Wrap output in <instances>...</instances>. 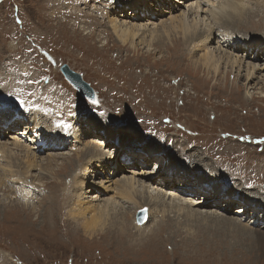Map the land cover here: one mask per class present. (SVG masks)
<instances>
[{
    "label": "rangeland",
    "instance_id": "374dc122",
    "mask_svg": "<svg viewBox=\"0 0 264 264\" xmlns=\"http://www.w3.org/2000/svg\"><path fill=\"white\" fill-rule=\"evenodd\" d=\"M139 1L0 0V115L16 117L21 122L1 133V142L21 138V126L25 118L29 122L32 111L42 124L48 121L55 128L59 124L58 131L70 136L62 147L34 146L38 166L25 175L20 168H24V153L10 148L18 157L12 156V161L9 158L14 161L11 170L18 172L13 174L2 168L6 172L5 182L0 179V264H264L256 237L242 235L240 226L228 229L214 222L222 224L227 216L232 221L240 218L242 213L233 210L243 203L239 197L243 192L256 193L264 210V68L263 58L258 59L261 53L256 57L257 53L247 51L246 57L238 49L224 47L221 50L225 49L227 55H237V64L240 58L245 63L239 68L236 63L228 64L227 69L222 67L215 74L197 64L193 70L192 63L203 52L198 44L185 41L178 29L165 28L166 32L160 33L161 25L170 24V17L186 11L191 0H167L159 12L150 5L152 0ZM142 2L152 8L146 13L148 16L141 13L135 18L129 6L119 9L122 3L140 7ZM170 2L172 8H168ZM122 10L126 11L124 15ZM192 12L186 17L189 23L196 14ZM254 15L242 24L239 19L234 21L230 34L261 38L256 41L264 45V22ZM114 16L121 20L120 26L136 21L141 24L140 29L144 25L158 27L160 36L149 50L145 44H137L136 48L122 44L119 32L111 27ZM196 16L208 19L198 22L196 30L204 31L206 23H210V30L219 37L226 32L213 25L208 15L200 12ZM142 36L139 30L134 40L137 42ZM149 38L146 34L145 39ZM211 45L213 48L218 44ZM248 61L256 65L251 76L245 73ZM62 64L81 74L93 90L92 100L67 80L60 70ZM9 92L13 95L9 96ZM16 96L26 102L24 108L16 102ZM93 100L97 103L93 104ZM70 115L74 116L73 121ZM10 122L13 120L7 124ZM29 127L32 128L30 124ZM29 131L32 133V129ZM36 131L41 134L39 128ZM74 135L85 144L77 141L79 148L73 151ZM47 138L55 140L52 135ZM21 140H27V136ZM97 142L117 154L112 159L129 165L126 170L108 174V161L95 160V152L89 151ZM82 148L86 149L84 156L79 153ZM107 149L100 150L103 154ZM64 153H72L69 162L63 158ZM6 160L1 161L0 169ZM166 164L186 178L202 177L205 187L220 193L216 206L199 208L200 212L207 210L211 214L196 220L206 218L207 222L187 220V209H167L163 213L167 187L162 186V179L171 172L165 170ZM135 165L139 167L138 174L133 175L140 181L146 177L140 171L159 166L161 180L153 181L148 190L154 194L158 190L155 188L163 189L164 195L159 197L162 203L139 192L135 200H118L115 180L131 176L133 168L129 167ZM74 174L81 175V184L74 182ZM171 188L183 194L181 198L189 194L177 189L181 186L172 184L167 189ZM198 191L197 197L206 193L202 187ZM78 197L84 204L89 203L84 211L86 218L96 206H107L104 198L118 201L108 207L105 225L91 232L82 224L84 217L75 215L73 210ZM189 198L185 202L191 201ZM205 199L204 195L200 198ZM137 200L139 204H135ZM222 202L229 204L225 207L229 212L220 210L224 208L220 206ZM143 204L149 205V219L148 208ZM250 207L243 214L244 222L252 218ZM142 208L146 220L141 225L135 216ZM193 208L190 204L189 209ZM260 221L256 226L262 229L251 223L253 231H264V219Z\"/></svg>",
    "mask_w": 264,
    "mask_h": 264
},
{
    "label": "bare ground",
    "instance_id": "6f19581e",
    "mask_svg": "<svg viewBox=\"0 0 264 264\" xmlns=\"http://www.w3.org/2000/svg\"><path fill=\"white\" fill-rule=\"evenodd\" d=\"M143 2H144V0H143ZM143 2L140 3V5H141L140 7H138L137 4L136 5H129L127 3L126 4L122 3V5L119 7V9L121 10V8L125 7L124 9L126 10L128 8V6H129V9L131 10L132 13H134V17L136 18L138 16H141L140 15L141 13L146 15L147 12L152 11V8L149 7L147 4L145 5ZM166 2H167V0H152V2H150V5L153 6V10L155 9V10H157L159 12L160 7L162 6V4H164ZM168 5H169L168 8L170 6L173 7V5H171V2L168 3ZM253 6H255V9H257L256 12H253V10H254ZM263 6H264V0H198V1L191 0L190 4L188 6V9L186 11L182 10L181 15H175V16H172V17L169 18V20H170L169 23L170 24H168V25H166L165 23H163L162 25L160 24L162 26V31L160 33L166 32L167 28L168 29L172 28V30L173 29H178L179 31H181L183 36L185 37V41L188 40L190 43H193V42L197 43L198 47L203 51L202 55H201V58L200 59H196L197 61H195V63H192L194 65V67H192L193 70H195V68H196L195 64H197V65H199L201 67H204L207 70V72H213L215 74V73H218L220 68H222V67L224 69H227L228 64L234 65L236 63V59H237V55L236 54L227 55V51L225 49L221 50V48L225 47V48H228V49L233 50V51L240 50L242 52V56H246V57H247V51H251V52L257 53L256 57L260 53H261V55H264V45L260 43L261 41H259V42L256 41V40L261 39V38H251L248 35H243V36H238L237 37L236 35L230 34V32L232 30L231 24L234 23V21L235 22L238 21V19H239L238 22H240V24H242L243 21H245L248 18H251V17L255 16L254 14H256L259 17L258 21L261 20L262 22H264V18H263V11L264 10H262ZM172 7H170V8H172ZM165 10H166V8L164 9L163 12H165ZM123 11L124 10H122L121 12L124 15V13L126 11L125 12H123ZM189 11H191V12L193 11L191 14H195L196 13L195 17L192 18V23H189L187 18H186L188 13H189ZM200 12H201V14H204V16L208 15V17H210L209 19L211 20V22H213V25H215V26L219 25V27H222V28L226 29V32H224V33L222 32L223 33L222 36L219 37L218 34H216L215 32L210 30L212 28L210 23L209 24L206 23V30H204V31L196 30V28L198 27V25H197L198 22L199 23L200 22L205 23L208 20V19L205 20V17H200V16H199V18H197L196 15L198 13L200 14ZM119 14L122 15L120 12H119ZM234 15H236V16H234ZM129 16L132 17V14H129ZM146 16H148V15H146ZM117 18H118L117 16L116 17L115 16L111 17V20H110L112 22L111 23V27H112L113 31H115V32L118 31L119 32V33H117V36H118L119 40L122 42V44L129 43L130 46L131 47L134 46V48H136L135 46L137 44H139V45L140 44H145V46L149 50L151 45H153V41L155 39L157 40L158 37L160 36V33L158 32V30H160V29H158V27L157 28H153V27L147 28L144 25V26H142L143 29H140L141 24H137L136 21L132 22L130 24V26L121 25L122 26L121 27L120 26L121 20L117 19ZM116 20H117V22H116ZM122 22L126 23L125 21H122ZM128 24H129V22H128ZM203 25H201V26H203ZM139 30L142 32L143 36L141 37V39L139 41L136 42L134 40V36L138 33ZM146 34H148V37H150L149 41H147V39H145V35ZM167 34H169L168 31H167ZM152 37H154V39ZM220 40H221V42H220ZM248 41L251 42V43H249ZM212 42H215L218 45H216L215 47L212 48V45H211ZM159 43H160L159 41L156 42L157 45H155V46L157 48L159 47L158 46ZM224 43H226V44H224ZM249 44H251V47H249L250 46ZM228 45L230 47H228ZM232 46H234V49L232 48ZM236 49H238V50H236ZM223 51H224V53H223ZM221 53H223V54H221ZM261 55L258 56V59L259 58H263L262 59L263 63L261 64L262 65L261 68H264V56L261 57ZM230 57L231 58L234 57V58H232V60H230ZM240 59H239V63L238 64L236 63L238 68L240 67V65H242L241 63H245L244 60H240ZM167 60H169V58ZM247 64L248 65H246L245 73H246V76H251L253 73H255L254 72V68H255L256 65H255L254 62H250V61H248ZM259 66H257V67H259ZM259 74L262 75L261 72H259ZM51 105H53V104H51ZM0 118H1V120H0V134L1 133L5 134L10 129L15 127V123H13V122H10V123L7 124V122L10 120V118H8L7 116L0 115ZM29 118H30L29 119L30 126L32 127V128H30V129H32V133H36L38 139H40V138L42 139V137L45 134L47 147L55 148V147H61L62 145L65 146L64 141H66V140L68 141V138H70V136H66L64 134H61L60 131H58V129H57L58 127L55 128L53 123H51L52 124L51 125V124H49L50 122H48V121H46L47 124H42L41 121L39 122V117H38L37 113H35L33 111L30 113ZM5 124H7L6 128H4ZM37 128H39L41 134H39L36 131ZM3 129H6V130H3ZM12 131H14V130H12ZM23 133H25V132H23ZM81 133H80V136H81ZM48 135H52V137L55 138V140H49L47 138ZM24 137H26V136H21V138L20 137H11L9 139H11L12 141H9L8 143L1 142L2 140H0V165L2 163L1 161L4 158L8 160V161L6 160L7 164L6 165L4 164L1 167V169H0V172H1L0 179H1L2 182H5V179L3 178V174H5V172H6L5 170H2L3 167H5V168H7V170H10L11 172H13V174H14L15 171H17V170H15V171L11 170V167H14V164H13L14 161H13V163L11 162L12 161V156H14L15 158L17 157V156H15L16 153L14 151L16 148L20 149L24 153V158H25V160H24V162H25L24 168L22 169V167H20L21 171H23V174L24 173H28L30 168H34V167L36 168L38 166V161L39 160H37V156H36V153H35V150L37 148L34 147L35 145L32 144V141L34 140V135L31 136V138H29L30 140L27 138V140L22 141L21 139L24 138ZM77 141H78V144H79L81 142V138L78 139L74 135V142L71 144L72 145L71 148L73 149V151L77 150L79 148V147L77 148ZM104 142L107 143V141H105V140L103 141V143ZM97 143H99V142H97ZM80 144L82 146H84L85 143L81 142ZM11 147H15L13 151H11L12 150V149H10ZM105 148L107 149V146H105L104 144L102 146L99 143L98 145L95 144V146H93L94 150H89V151H90V153L92 151L95 152L94 154L97 156V157L94 156L95 160H97V161L100 160L101 163H102L103 159L105 158L108 161V164H107V167H106L107 170H108V174H110L112 172L116 173L117 171H119L121 169L126 170V167L129 166V165H125L124 163H119L120 161H118V159H112L113 157L116 158L117 154L116 153L114 154V152L111 151L110 148L107 149L105 153H103L105 155L103 157V154H102L101 150H104ZM117 148L119 149L118 146H117ZM85 150L86 149H84V148L80 149V151H79L80 155L84 156L86 154ZM69 154H72V153H64L63 154V158L64 159L65 158L69 159L68 162L70 161ZM132 155L135 156V154H132ZM9 158H10L11 161L9 160ZM51 158H53V157H51ZM79 158H81V157H79ZM90 158H93V156H90ZM145 159H146L145 162H148L147 157ZM79 162H81V160H79ZM60 164L63 165L62 163H60ZM131 164H137V163L133 162ZM61 165H60V169H61ZM73 166H74V164H73ZM137 166L138 165H135L134 167H129V169L133 168V170H131V176L125 177L122 180H118V181L115 180L116 189H115L114 194L118 195V200L120 198H125V199H128V200H135L136 199V197H135L136 192H139V193H141L142 195H144L146 197L148 195L149 196H153V198L155 197L154 199H156V201L158 200L159 202L162 203V201H160L161 198L159 199V197L160 196L163 197V195L165 194V195H167V197H166V199H167V201H166L167 205L166 206L167 207L162 203V206H163L162 207V211H163V213L168 211L167 209H169L170 211H171V209L177 210L178 212H180V210L182 211V210L187 209V210H185V212H186L185 215L187 217L186 218L187 220L190 219L192 222L200 221L202 223H205V222L208 221L206 218L202 219V220H196L197 218L208 217V216H210L209 214H211V212H208L207 210L205 211V213H202V212H200L199 208L200 207H202V208L210 207L213 204H214V206H216L218 204V200H219V198L221 196H220V193H218L216 190L208 189L207 187H205L204 180L202 179V177L195 176L193 178H191V177H187L186 178L184 176H181V174L179 175L178 172L174 171V168H171L170 165L166 164L165 170L166 171L170 170L171 172L168 173V175H166V177L162 179V182H163L162 186L164 187L165 184H166L165 187H167V188H168V186H171L172 184L174 186H181L182 188H177V189L181 190L182 192L186 191L187 193H189V194H187L188 196H183V197H186L185 199L190 197L189 199L192 201V202L191 201H186L185 202V199L180 197L183 194H180L177 191H173L172 188H171V190L167 189V188H164L165 190H167V192H165L164 194H163V189L155 188V190L158 189L156 191V193L150 194L152 189L148 190V188H150V186L152 185L153 181L161 180V178L158 179V177L160 176L159 169H158L159 166L157 168H154V169H152V167H151V168H148L145 171H140V174H145L144 176L147 177V178L143 177L144 179H141V181L138 180V178L136 179L135 178L136 176L133 175V174H138V173H136V169L139 168ZM112 168L114 170H112ZM78 169L80 170V168H78ZM137 172H138V170H137ZM156 174H157V176H156ZM18 175H20V174H18ZM202 175H204V174H202ZM15 176H16V174H15ZM80 176L81 175H75V174L72 175L73 180H74L75 183L81 184L83 182V181H81ZM124 176L125 175H123V177ZM18 178H20V177H18ZM21 178H22L23 181H25V179L23 177H21ZM71 180H72V178H71ZM136 186L137 187L140 186V189H136L135 188ZM200 187H202L203 190H206L205 191L206 193L203 194L204 197L206 198L205 199L206 201H201L200 200V198L203 195H201L199 197L195 196V195H197V193H199L198 190L200 189ZM243 193L239 196L243 200V203L240 205V207H238L239 209L236 208V210H233V212H235L236 214H237V212H241L242 213V214H239V216H238L240 218H238V220H236V221H239L241 223L236 222V221H232L230 218H228L229 216H227V218H225V219H222L223 220L222 224L217 222V221H214V222H216L217 225H221V227H226V228H228L229 226L233 228L232 225H236L238 227L240 226V228L242 230H244L242 232V235H245L247 237L251 236L252 239L254 237H256V240H257V243H258V249L260 251H262V254L264 256V231H261L263 233L259 232L258 230L253 231L254 228L251 226V223H253V224H255V228L262 229V227L256 226V223H261L260 220L264 219V210H262V207L259 206V204H258L259 201L256 198V195H255L256 193H251L249 191L248 192H243ZM191 194H192V196H190ZM24 197H27V196L25 195ZM81 198H83V197H81ZM106 198H104L103 202H105V203L108 202L107 206L106 205H102L100 207L96 206L95 207L96 211L94 209L91 210L92 213L90 215H88L87 218L85 217V213L86 212H84V211L89 206V203H85L84 204L83 201L79 200L80 199L79 197L75 198L74 205L72 207H73V210H76L75 215H80V216L84 217V223H82V224L85 226V229H88L89 231L94 232V230H96L98 228H102L105 225V221H107L106 217L109 215L108 207L109 206L110 207L114 206L116 204V202L118 201V200H115L114 198H111V197H109L107 199ZM162 200L164 201L163 198H162ZM139 203L140 202L138 200H137V202L135 201V204H139ZM183 203H185V206L182 205ZM190 204H191L192 207L195 206V209L194 208L193 209H189V205ZM122 205H123V201H122ZM143 205L147 206V208H148V219H149V216H150V214H149V210H150L149 209V205H147V204H143ZM223 205H224V208H221L220 210L229 212L228 209H225V207H228L229 204H227L226 202H224V203L222 202L220 206H223ZM248 205H251V207H250L251 211L250 212L253 215L251 216L252 218L249 221L244 222L242 217L244 216L243 214L245 212H248L247 211L248 210ZM82 206H83V210L80 209V208H82ZM90 206L92 207V205H90ZM119 206H121V205H119ZM142 206H140V207H142ZM140 207L138 206L137 208H140ZM165 207H166V209H165ZM112 208L114 209L115 207H112ZM79 209H80L81 213L78 212ZM136 209H134L133 211H135ZM109 211H110V208H109ZM73 214H74V212H73ZM71 216H72V214H71ZM72 217H74V216H72ZM162 221L163 220H161V222ZM133 223H132L131 227H133L135 229ZM157 225H161V224H157ZM246 225L251 227V228H247ZM210 227H213V226L210 225ZM252 231H253L254 235L251 233Z\"/></svg>",
    "mask_w": 264,
    "mask_h": 264
},
{
    "label": "water",
    "instance_id": "95a60500",
    "mask_svg": "<svg viewBox=\"0 0 264 264\" xmlns=\"http://www.w3.org/2000/svg\"><path fill=\"white\" fill-rule=\"evenodd\" d=\"M60 70L67 78V80L71 82L82 95H84L88 99H92L94 97L93 90H91L87 82L83 81L80 73L70 70L69 67L65 64H62L60 66ZM141 210L142 209L138 210L135 216V220L139 224L143 223L146 219L145 209L143 208V211Z\"/></svg>",
    "mask_w": 264,
    "mask_h": 264
},
{
    "label": "snow or ice",
    "instance_id": "6c2138e0",
    "mask_svg": "<svg viewBox=\"0 0 264 264\" xmlns=\"http://www.w3.org/2000/svg\"><path fill=\"white\" fill-rule=\"evenodd\" d=\"M29 83H32V81H29ZM8 95H9V96H12L13 93H12V92H9ZM16 102L19 104V106H20L21 108H24V107H25V103H26V102H25L23 99H21L19 96H16ZM92 103H93V104H96L97 101H96V100H93ZM26 110H27V109H26ZM61 124H63V122H61ZM57 126L59 127L60 125L58 124ZM63 126H64L65 128L68 127V125H66V124H64ZM141 211H143V209H142Z\"/></svg>",
    "mask_w": 264,
    "mask_h": 264
}]
</instances>
